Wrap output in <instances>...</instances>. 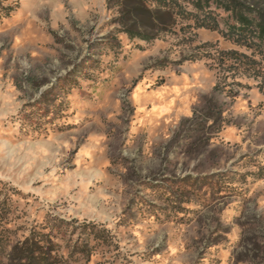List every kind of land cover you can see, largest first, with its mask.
I'll return each instance as SVG.
<instances>
[{
    "label": "rangeland",
    "instance_id": "374dc122",
    "mask_svg": "<svg viewBox=\"0 0 264 264\" xmlns=\"http://www.w3.org/2000/svg\"><path fill=\"white\" fill-rule=\"evenodd\" d=\"M262 13L0 0V264H264Z\"/></svg>",
    "mask_w": 264,
    "mask_h": 264
},
{
    "label": "trees",
    "instance_id": "16d2710c",
    "mask_svg": "<svg viewBox=\"0 0 264 264\" xmlns=\"http://www.w3.org/2000/svg\"><path fill=\"white\" fill-rule=\"evenodd\" d=\"M230 1H236V0H230ZM150 13V12H149ZM241 21V20H240ZM243 21V20H242ZM260 31L264 34V13H262L261 21L259 23Z\"/></svg>",
    "mask_w": 264,
    "mask_h": 264
}]
</instances>
